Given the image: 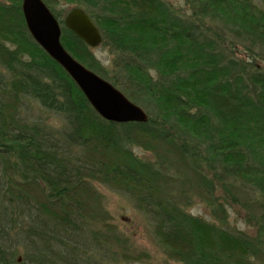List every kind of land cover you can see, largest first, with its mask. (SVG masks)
<instances>
[{"label": "trees", "instance_id": "16d2710c", "mask_svg": "<svg viewBox=\"0 0 264 264\" xmlns=\"http://www.w3.org/2000/svg\"><path fill=\"white\" fill-rule=\"evenodd\" d=\"M21 1L0 0V230L29 227L40 259L28 262L82 261L68 235L100 223L96 181L133 203L170 259L264 264V0H184L187 16L163 0H43L65 50L148 115L122 123L99 116L35 42ZM74 7L101 31L109 68L65 26ZM37 107L61 128L34 118ZM196 201L214 221L187 211ZM234 205L252 234L229 225ZM4 244L0 264H20Z\"/></svg>", "mask_w": 264, "mask_h": 264}, {"label": "rangeland", "instance_id": "374dc122", "mask_svg": "<svg viewBox=\"0 0 264 264\" xmlns=\"http://www.w3.org/2000/svg\"><path fill=\"white\" fill-rule=\"evenodd\" d=\"M163 1L174 8L180 16H187L190 13L184 0ZM253 1L255 3L257 0ZM70 7L63 3L56 7V10L64 15ZM91 53L105 67H110L112 52L106 47L99 44L97 47L91 48ZM235 54L240 57H246L244 47L241 45H237ZM259 63L264 67V61H259ZM38 109L37 107L36 110L31 111L34 118L38 117L43 125H46L49 129L59 130L61 128V118L48 112H41ZM133 152L143 159L152 158L150 153L144 152L138 147H135ZM88 183L93 194L97 197L96 202L99 203L96 208L97 212H99L100 223L95 221L97 222L96 225L88 230L86 229L85 231L87 232L76 229V233L68 235L71 243L81 248L79 252H75L82 260L79 264H181L167 256L161 244L155 238L150 221H147L140 211H136L133 203L128 198L122 196L116 190L114 191L105 185H100L96 181H88ZM99 206L102 213L99 211ZM187 211L209 222L214 221L209 209L198 201L194 202ZM245 214V211L237 205L229 208V225L232 228L236 227L252 234L254 228L244 223ZM13 227L11 230H7L5 227L0 230V243L5 241L6 245H4L8 247L7 249L12 247L16 250L15 258L18 259L17 261L20 264H32L27 260L29 259L28 255L30 253L38 258L39 247H36L37 245L34 247L32 240L24 237V232H27L29 227L24 224L20 227L13 225ZM106 227L109 229L108 232H106ZM90 231H97L101 235L97 234L96 239H94ZM92 240L97 243L99 240L101 245L98 244L99 247H96L91 242ZM84 252L87 255L95 256V260H92L91 263L85 261ZM46 257L52 259L51 256L46 255ZM65 257L69 258V256Z\"/></svg>", "mask_w": 264, "mask_h": 264}, {"label": "water", "instance_id": "95a60500", "mask_svg": "<svg viewBox=\"0 0 264 264\" xmlns=\"http://www.w3.org/2000/svg\"><path fill=\"white\" fill-rule=\"evenodd\" d=\"M29 34L79 87L95 112L110 122H145L148 115L113 84L76 60L61 43V26L43 0H22ZM65 26L90 48L101 44V31L86 11L74 7L64 17Z\"/></svg>", "mask_w": 264, "mask_h": 264}]
</instances>
